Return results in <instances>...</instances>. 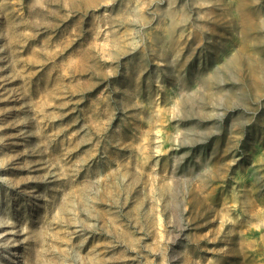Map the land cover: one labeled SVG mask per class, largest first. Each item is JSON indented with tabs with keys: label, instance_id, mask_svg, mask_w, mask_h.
Wrapping results in <instances>:
<instances>
[{
	"label": "rangeland",
	"instance_id": "1",
	"mask_svg": "<svg viewBox=\"0 0 264 264\" xmlns=\"http://www.w3.org/2000/svg\"><path fill=\"white\" fill-rule=\"evenodd\" d=\"M0 264H264V0H0Z\"/></svg>",
	"mask_w": 264,
	"mask_h": 264
},
{
	"label": "bare ground",
	"instance_id": "2",
	"mask_svg": "<svg viewBox=\"0 0 264 264\" xmlns=\"http://www.w3.org/2000/svg\"><path fill=\"white\" fill-rule=\"evenodd\" d=\"M17 33H18V32H17ZM15 35H16V34H15ZM14 40H15V39H14ZM6 226H7V225H6ZM19 227H20V226H19ZM17 228H18V226H17ZM17 228H16V229H17ZM17 230H18V229H17ZM18 231H19V230H18ZM18 231H17V232H18ZM21 232H23V231H21ZM12 233H13V234L16 233L15 229L12 230V231H11V230H6V231H4V232L2 233V234H3L2 236H6V235H7V238H9L8 234H12ZM19 233H20V232H19ZM16 234H17V233H16ZM16 234H15V235H16ZM13 237H14V236H13Z\"/></svg>",
	"mask_w": 264,
	"mask_h": 264
}]
</instances>
